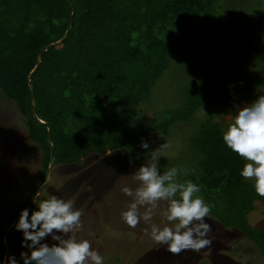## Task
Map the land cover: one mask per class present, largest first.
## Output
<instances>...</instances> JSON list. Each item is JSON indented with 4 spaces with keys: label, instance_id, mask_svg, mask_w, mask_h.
<instances>
[{
    "label": "trees",
    "instance_id": "16d2710c",
    "mask_svg": "<svg viewBox=\"0 0 264 264\" xmlns=\"http://www.w3.org/2000/svg\"><path fill=\"white\" fill-rule=\"evenodd\" d=\"M70 1L74 7L70 29L59 44L44 51L30 76L36 116L50 130L54 165L78 163L89 153L101 155L115 148L144 152L136 138L144 142L152 132L166 133L175 121L191 117L214 100L250 99L259 87L253 84L252 74L241 80L195 82L185 90L182 104L157 123L139 125L132 109L149 96L168 65L164 37L171 29L206 18L212 0ZM69 14L68 0H0V97L13 102L25 118L27 138L42 151L31 191L3 219L0 213V230L27 208L44 177L49 154L46 127L30 115L26 75L42 47L63 34ZM222 133L218 122L207 117L190 140L197 152V185L213 201L210 213L217 220L228 212L221 198L229 200L226 195L235 196L248 184L240 175L245 161L225 145ZM245 223L238 228L246 231L264 258V234ZM1 258L0 245V262Z\"/></svg>",
    "mask_w": 264,
    "mask_h": 264
},
{
    "label": "rangeland",
    "instance_id": "374dc122",
    "mask_svg": "<svg viewBox=\"0 0 264 264\" xmlns=\"http://www.w3.org/2000/svg\"><path fill=\"white\" fill-rule=\"evenodd\" d=\"M208 11L206 18L188 27L171 29L164 37L169 51L168 65L153 83L149 96L137 101L132 109L134 122L139 125L157 123L168 110L184 102L187 88L207 79L241 80L252 74L253 84L259 86L252 98L214 100L198 108L191 117L175 121L166 133H150L144 139L149 145L144 152L115 148L101 155L89 153L78 163L53 165L48 183L34 199L32 211L41 200L53 195L72 201L74 209L82 212L83 224L82 230L72 235L77 240H89L92 249L103 257L104 264H264V258L246 231L238 228L246 222L251 230L264 234V197L256 194L251 180L243 178L248 183L245 191L235 192L232 197L226 195L229 200H225V196L221 198L228 211L226 216L217 220L210 213L205 218L212 226L207 237L212 244L199 252L187 250L175 255L167 251L166 245H158L144 234L145 229L150 231L152 224L169 223L161 215L167 208L165 201L160 202L151 222L141 220L136 228L129 227L121 216L131 202L121 188L138 186L133 174L142 164H147L152 150L159 149L162 153L161 174L176 167L182 170L178 177L181 182L199 184L197 152L190 145L199 124L212 117L225 131L239 107L264 95V0H212ZM138 141L143 140L141 137L134 140ZM41 156L36 142L27 139L25 118L12 101L0 97L2 219L15 210V205L29 189L31 191V183L40 171ZM199 195L214 206L208 194L201 191ZM16 223L6 233L7 260L11 256L17 264H23L21 252L28 253L29 249L22 245L23 233L16 229ZM42 242L58 243L50 236ZM2 259L3 256L0 264Z\"/></svg>",
    "mask_w": 264,
    "mask_h": 264
},
{
    "label": "clouds",
    "instance_id": "9594fccd",
    "mask_svg": "<svg viewBox=\"0 0 264 264\" xmlns=\"http://www.w3.org/2000/svg\"><path fill=\"white\" fill-rule=\"evenodd\" d=\"M222 138L225 145L245 161L240 175L253 181L256 194L264 197V95L239 107ZM141 147L148 149L149 145L142 141ZM161 157L159 149L152 150L147 164H142L133 174L138 186L135 189L122 186L123 194L131 198L127 209L121 213L122 219L131 228H136L141 220L149 223L160 202L165 201L167 208L161 215L169 223L152 224L150 231L145 229L144 234L156 244L166 245L167 251L175 255L210 247L212 240L207 237L212 226L205 218L209 217L212 206L199 195V185L178 179L181 169L172 167L161 174ZM44 186L43 183L41 189ZM141 208L145 210L141 212ZM81 216L82 212L74 209L72 201L54 195L41 200L30 216L28 209H22L15 227L22 231V245L29 249L28 253L21 252L23 264H104L103 257L92 249L89 240H77L72 235L83 228ZM49 236L58 243L42 242ZM6 264H17V261L10 256Z\"/></svg>",
    "mask_w": 264,
    "mask_h": 264
},
{
    "label": "water",
    "instance_id": "95a60500",
    "mask_svg": "<svg viewBox=\"0 0 264 264\" xmlns=\"http://www.w3.org/2000/svg\"><path fill=\"white\" fill-rule=\"evenodd\" d=\"M68 3H69V6H70V14H69L68 23H67V27H66L65 31L60 36V38H58L57 40H55L53 42H50V43H48V44H46V45H44L42 47V49L40 50V52L36 56V60H35V63L33 65L32 69L26 75V83H27V86H28L29 96H30V115H31V117L34 119V121L36 123L42 124V125H44L46 127V137H45V140H46V143H47L48 148H49L48 162H47V165H46V168H45L43 180L33 190L32 194L30 196V199H29V203H28L27 208H26V209H28L29 213L32 210L33 203H34V199H35V197L37 196V194L39 193V191L41 189V185L44 183V185L46 186V184L48 183V181L50 179V176H51L52 167L54 165V148H53L52 143H51L50 130H49V127H48L47 123L44 122V121H42L41 119H39L36 116V113H35V99H34L32 84L30 82V76L34 72V70L36 69V67L38 66V64H39V62L41 60V57H42L44 51L47 48H49V47H54L57 44H59L63 40V38L66 36L68 30L70 29V27L72 25V17H73L74 7H73V4H72V2L70 0H68ZM18 219H19V216L11 219L0 230V245H1L2 256H3L2 264H6L7 257H8V247H7L6 243H5V236H6L7 230L13 224H15L16 222H18Z\"/></svg>",
    "mask_w": 264,
    "mask_h": 264
},
{
    "label": "crops",
    "instance_id": "0c3cea01",
    "mask_svg": "<svg viewBox=\"0 0 264 264\" xmlns=\"http://www.w3.org/2000/svg\"><path fill=\"white\" fill-rule=\"evenodd\" d=\"M28 139V138H27Z\"/></svg>",
    "mask_w": 264,
    "mask_h": 264
}]
</instances>
